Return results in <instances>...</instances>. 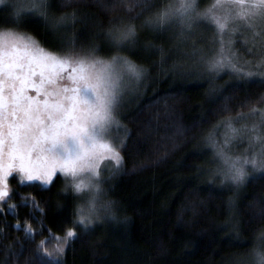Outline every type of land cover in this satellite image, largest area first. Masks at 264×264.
Returning a JSON list of instances; mask_svg holds the SVG:
<instances>
[{
    "label": "trees",
    "instance_id": "16d2710c",
    "mask_svg": "<svg viewBox=\"0 0 264 264\" xmlns=\"http://www.w3.org/2000/svg\"><path fill=\"white\" fill-rule=\"evenodd\" d=\"M201 1L198 10L207 6ZM34 2L3 0L0 31L31 33L50 50L59 39L94 42L101 45L99 54L107 55L103 33L110 22L131 21L138 39L118 51L147 71L132 83L116 128L122 161L113 163L103 197L113 201L115 215L102 213L85 228L75 222L82 199L63 175L42 185L12 174L0 207V264H254L249 250L264 240L259 235L264 230V170L249 173L239 185L222 184L223 177L210 170L218 165L216 141L223 138L216 130L223 129L225 118L259 117L264 77L239 76L227 62L210 69L199 53L190 54L191 40H181L178 23L163 30L145 24L167 0H154L147 8L136 0H50L51 15L76 10L75 22L55 31L38 13L25 11ZM200 21L199 28L210 27ZM196 33L192 38L202 48L206 35L214 32L202 38ZM203 52L230 57L227 50ZM243 57L256 59L249 50L239 52L238 59ZM68 230L76 236L60 252L57 236Z\"/></svg>",
    "mask_w": 264,
    "mask_h": 264
},
{
    "label": "snow or ice",
    "instance_id": "6c2138e0",
    "mask_svg": "<svg viewBox=\"0 0 264 264\" xmlns=\"http://www.w3.org/2000/svg\"><path fill=\"white\" fill-rule=\"evenodd\" d=\"M153 3L154 0H136V4L145 8ZM132 7L129 5V10ZM49 9L50 0H35L32 8L25 11L38 13L53 31L74 23L77 18L76 10L57 16L51 15ZM200 20L215 26L222 45L225 35H235L241 28L249 30L250 36L245 42L251 43L249 52L256 59L233 63L230 57L226 60L223 55L204 54L192 38L193 26ZM144 23L158 30L178 23L181 40H191L190 54L199 53L200 60L210 69L223 67L227 62L239 76L264 77V71L249 70L264 67V0H211L202 10L197 9V0H167ZM103 34L107 55H100L101 45L94 42L84 44L77 43L75 38L59 39L56 48L50 50L31 33L0 31V181L6 182L12 170L25 174L28 180L39 179L47 184L53 182L58 171L71 176L75 192L87 190L86 202L77 208L79 215L75 221L85 228L93 217L99 218L102 213L115 215L113 201L101 195L102 185L109 178L101 176L95 161L98 149H105L117 166L121 164L120 151L102 142L101 137L118 123L116 113L124 102L128 78L140 81L147 71L118 51L123 46L135 45L138 33L134 23L123 19L110 22ZM232 43L229 39L228 44ZM220 51L223 53V47ZM62 77L70 83L52 87ZM29 89L36 90L37 95H30ZM252 112L255 114L256 109ZM231 120V117L225 118L232 135H248L249 146L254 151L251 158L244 156L241 162V157L217 148L220 163L210 171L213 176L219 173L223 177L222 184L231 181L239 185L248 175L245 165L264 169V113L260 123L251 126L236 128ZM208 139L211 141V136ZM8 194L6 188L0 187V198ZM231 205L232 198H229ZM66 235L73 238L76 233L68 230ZM259 235L264 238V230ZM249 252L256 256L254 264H264V248L254 246Z\"/></svg>",
    "mask_w": 264,
    "mask_h": 264
},
{
    "label": "rangeland",
    "instance_id": "374dc122",
    "mask_svg": "<svg viewBox=\"0 0 264 264\" xmlns=\"http://www.w3.org/2000/svg\"><path fill=\"white\" fill-rule=\"evenodd\" d=\"M198 1L201 4L202 1L201 0H198ZM210 2H211V0H207V1L205 0L206 5H208ZM208 23L210 24V27L207 26L208 28H206V29L205 28H199L201 25V21H200L199 25L195 23L194 27H193L194 31L197 32L196 35L200 34L201 38L204 35L203 34L204 32H209V31L214 32V33H209L208 35H206V38H205L206 42H204L205 44L202 46L203 51L215 50V49L220 50L221 47H223L224 50L230 51V57L233 59V61L235 63L237 62V60H239L241 63L244 60H246V58H244V57L238 59V54L240 51L249 50L251 48V46L245 42L248 39V37L250 36L249 30L241 28L240 31L237 32L235 35H231V36L225 35L223 37V45H222L221 44V36L217 33L216 28L211 27L210 22H208ZM198 28H199V30H197ZM229 39H231L233 41V43L231 45L228 44ZM249 60L254 61L252 58H249ZM238 66H239V64H238ZM142 78L140 79V81L142 80ZM133 82H137V81L134 78H128L127 91L125 92L124 102L129 100L130 95L134 91V89H132V86H133L132 83ZM68 83H70V81H68L67 79L62 77L61 80L58 81L56 84L52 85V87L59 88L61 84H68ZM28 91H29L30 95H33V96L37 95V92L34 89H29ZM5 95H7V92L5 93ZM123 103H122V105H123ZM121 106L119 107V109L117 110V113H116L118 123H114L112 125V127L110 128V130L105 135H103L101 137L102 142L110 143L116 148H117L118 139H119L116 128L118 129L119 124L121 123V113H120ZM260 110L261 111H257V114L259 115L258 118L255 117L253 119H245V121H246L245 122V121H243L244 117H236V118H233L231 120V124L233 126H237L239 123H241V125L238 127V128H240L243 125L251 126L253 123H260L261 114L264 113V106ZM245 118H247V117L245 116ZM242 121H243V123H242ZM220 127L223 129L217 128L216 132H220V134L218 135L219 139L220 138H223V139H221L220 141H216V145L218 146V148H223L224 152L229 153L233 157H236V156L241 157V162H242L244 156H248L249 158H251V155H252V152L254 151V149L250 148V146H249L248 135L244 134V135H239V136L234 137L232 135L230 129L228 128L227 123H225V122L223 124H221ZM218 136H217V138H218ZM98 153H99L98 158L95 161L96 166H97V171L100 172L101 176L109 178L113 174L112 172H113V168H114V166H113L114 161L111 159L110 153L107 150L98 149ZM217 163H220V156L218 154H217ZM245 167H246V170L248 172V175H249V173H256V172H260V171L264 170V169L255 170V169H253L251 164L245 165ZM57 173L63 175L66 179H68L70 184H72V177L71 176L66 177L63 173H61L59 171ZM12 174H16L18 176L19 180L22 182L35 181V182H38L42 185H48L47 183H45L44 181H41L39 179L28 180L26 178L25 174L18 172V171H15V170H12L11 175ZM11 175H9L8 178ZM8 178H7L6 182L0 181V187L6 188L8 193H9ZM107 180L108 179H106L102 185L104 190H105V185L107 183ZM232 184H234V183L232 182ZM86 192H87V190H84L83 193H78L82 199L81 205L85 204V202H86V199H87ZM104 192L105 191H103L101 193L102 198L104 197ZM6 198L7 197L0 198V207L2 206V204ZM78 215H79V213H78ZM93 219H96V217H93ZM93 219H92V221H93ZM66 234L57 236V241H56L57 249H59V250L64 249L67 241L69 239H71V238H67ZM257 246H259L260 248H264V242H262V240L259 241ZM60 252H62V251L60 250ZM251 257L253 258V260L255 262L256 256L254 253H251Z\"/></svg>",
    "mask_w": 264,
    "mask_h": 264
},
{
    "label": "bare ground",
    "instance_id": "6f19581e",
    "mask_svg": "<svg viewBox=\"0 0 264 264\" xmlns=\"http://www.w3.org/2000/svg\"><path fill=\"white\" fill-rule=\"evenodd\" d=\"M236 115V114H235ZM27 183V182H26Z\"/></svg>",
    "mask_w": 264,
    "mask_h": 264
}]
</instances>
